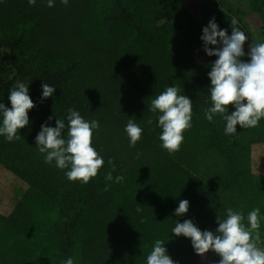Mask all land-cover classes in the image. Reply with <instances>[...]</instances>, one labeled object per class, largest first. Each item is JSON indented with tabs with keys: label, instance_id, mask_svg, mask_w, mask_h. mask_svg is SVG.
<instances>
[{
	"label": "trees",
	"instance_id": "obj_1",
	"mask_svg": "<svg viewBox=\"0 0 264 264\" xmlns=\"http://www.w3.org/2000/svg\"><path fill=\"white\" fill-rule=\"evenodd\" d=\"M249 7L264 37V0H249ZM195 16L215 18L232 33L235 16L217 0H54L53 7L48 0H0V103L11 108L10 90L23 82L35 105L19 140L0 135V165L28 185L11 212L0 213V264H64L69 257L74 264H147L157 239L176 264H195L191 239L172 229L190 220L218 234V216L226 219L228 208L243 215L245 226L260 209L264 247V176L251 169L264 119L225 135L219 114L205 118L208 74L218 57L205 52ZM250 44L248 38L243 62L250 61ZM44 83L55 88L48 98ZM169 86L192 101L191 127L173 155L161 147L158 115L149 110ZM69 109L99 122L92 146L104 164L86 185L69 181L70 169L45 163L36 146L41 126L56 127V119L64 120L67 138ZM129 119L142 128L135 147L125 132ZM109 159L112 181L105 179ZM182 200L188 211L177 216Z\"/></svg>",
	"mask_w": 264,
	"mask_h": 264
},
{
	"label": "clouds",
	"instance_id": "obj_2",
	"mask_svg": "<svg viewBox=\"0 0 264 264\" xmlns=\"http://www.w3.org/2000/svg\"><path fill=\"white\" fill-rule=\"evenodd\" d=\"M67 6L68 0H61ZM36 0H29L30 5H35ZM48 6H54V0H48ZM236 18L231 20L232 33L229 36L226 30H220L213 18L207 27L203 28L201 36L204 50L208 56H217L209 72L211 81L210 99L211 106L205 110V118L212 122L219 114L225 121V135L235 134L237 125L242 129H251L258 126L264 119V43L252 42L249 45V62L240 58L245 56L244 44L248 37L237 26ZM208 45H222L215 49ZM42 98L53 95L55 88L44 83L42 85ZM11 108L0 103L2 126L0 135L8 142L19 140L18 130L29 124L28 112L34 108V103L29 96L28 85L17 83L10 90L8 97ZM229 106H234L235 111L228 114ZM149 110L158 115L157 127L162 129L159 136L161 147L169 155L180 150L183 143L185 130L191 127L192 101L185 95L179 94V89L169 86L156 98L151 100ZM52 117H49L51 120ZM67 138H63L65 130L63 119H56V127L41 126V131L36 136V146L40 153L45 154V163L55 161L59 169H70L66 172L69 181H80L86 185L96 177L98 170L103 166L104 160L92 146L93 130L99 128V122L85 121L79 111L68 110ZM151 119L148 124H152ZM125 132L129 138V146L135 147L141 139L142 128L132 119H129ZM108 163L112 171L106 174L105 179L112 181V172L115 164L112 159ZM124 177L117 176L115 182L119 183ZM107 190V186L105 187ZM189 202L182 200L175 210L177 216L188 211ZM141 211V209H137ZM226 219L218 216V224L214 234L211 231H201L192 221L176 223L172 233L176 236L183 235L190 238L192 246L198 255H203L209 250L217 253L221 259L219 264H264V249L258 247L261 240L260 234V209L255 208L248 216V224L242 222L240 212L228 208ZM165 242L157 239L150 254L147 264H176L167 254ZM64 264H74V258L69 257Z\"/></svg>",
	"mask_w": 264,
	"mask_h": 264
},
{
	"label": "rangeland",
	"instance_id": "obj_3",
	"mask_svg": "<svg viewBox=\"0 0 264 264\" xmlns=\"http://www.w3.org/2000/svg\"><path fill=\"white\" fill-rule=\"evenodd\" d=\"M220 9L231 13L238 20L246 32L250 42L264 43L263 32L256 27L254 12L249 7V0H217ZM212 19L205 16H195L196 24L207 27ZM209 64V61L206 65ZM211 106V99L208 101ZM215 159V158H214ZM251 169L256 176H264V143L251 146ZM28 185L14 174L0 165V213L7 215L14 208L16 202L27 190ZM264 249V247H260ZM221 257L212 250L196 256L195 264H219Z\"/></svg>",
	"mask_w": 264,
	"mask_h": 264
}]
</instances>
